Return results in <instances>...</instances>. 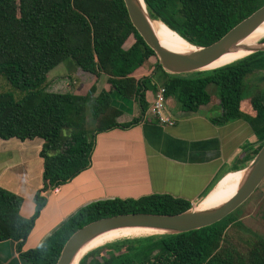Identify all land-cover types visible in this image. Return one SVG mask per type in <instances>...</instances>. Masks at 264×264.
Masks as SVG:
<instances>
[{"label":"trees","instance_id":"trees-1","mask_svg":"<svg viewBox=\"0 0 264 264\" xmlns=\"http://www.w3.org/2000/svg\"><path fill=\"white\" fill-rule=\"evenodd\" d=\"M143 2L152 20L190 45L202 47L264 6V0ZM129 39L133 42L125 48ZM153 57L154 52L130 23L122 0H0V76L23 94L16 99L13 92L0 91V139L43 140L41 192L69 182L89 166L95 134L137 124L138 118L117 124L116 98L136 100L143 113L148 107L145 92L156 91L157 86L164 88L165 98H173L183 113L217 102L221 115L212 120L214 124L246 120L254 141L241 149L243 168L252 160L264 143V52L189 77L169 74L156 62L151 77L136 79L134 74ZM68 59L95 80L106 77L96 96L94 84L85 95L46 91L48 73ZM63 130L70 134L63 135ZM21 202L0 187V241L16 243L22 264H56L67 239L98 219L130 213L172 215L191 207L186 200L163 194L92 202L39 246L22 252L45 199L36 195L35 213L29 219L19 213ZM234 212L186 233L111 242L84 255L79 264H264V238L243 245L229 235L231 226L240 224L239 213Z\"/></svg>","mask_w":264,"mask_h":264},{"label":"crops","instance_id":"crops-1","mask_svg":"<svg viewBox=\"0 0 264 264\" xmlns=\"http://www.w3.org/2000/svg\"><path fill=\"white\" fill-rule=\"evenodd\" d=\"M132 42L129 39L125 48ZM151 59L147 69L141 70L142 66L134 74L136 79L153 75L155 63ZM80 72L85 75L82 85L79 82V88L75 87L70 79L67 86L70 90L66 91L85 95L94 84L96 96L106 77L95 80L93 75ZM60 82L55 80L56 84ZM155 92H145L148 105ZM113 106L120 111L117 124L137 118L139 121L128 128L116 127L95 134L89 166L69 182L44 192H41L44 183L40 156L43 140L0 139V187L21 198L20 215L26 219L34 215L37 194L45 199L23 242L22 252L39 246L60 224L89 203L163 194L195 206L224 175L242 172L248 164L243 168L241 149L254 141L253 131L243 119L214 124L212 120L221 115L217 102L200 106L196 112L183 113L173 98H166L164 116L174 120L171 126L147 117V108L141 113L136 100L116 98ZM0 264H22L15 242L0 241Z\"/></svg>","mask_w":264,"mask_h":264},{"label":"water","instance_id":"water-1","mask_svg":"<svg viewBox=\"0 0 264 264\" xmlns=\"http://www.w3.org/2000/svg\"><path fill=\"white\" fill-rule=\"evenodd\" d=\"M122 1L130 23L144 43L154 52L158 65L169 74L184 75L214 70L250 54L264 52V42L254 45L243 43L264 21V6L239 22L216 42L203 47L191 45L190 50L176 52L163 46L157 39L151 26L155 20L148 15L143 0ZM238 52L246 53V56L220 67L205 69L222 57ZM242 172L243 176L235 193L226 201L210 208L199 209V203L178 214L130 213L105 217L88 223L67 239L56 264H72L84 246L107 232L141 229L158 233L154 235L180 234L219 222L247 201L264 180V143Z\"/></svg>","mask_w":264,"mask_h":264},{"label":"bare ground","instance_id":"bare-ground-1","mask_svg":"<svg viewBox=\"0 0 264 264\" xmlns=\"http://www.w3.org/2000/svg\"><path fill=\"white\" fill-rule=\"evenodd\" d=\"M151 26L156 34L159 42L169 48L170 50L176 52H183L190 50L192 47L179 35L171 31L166 25L159 21H153ZM264 38V21L243 41L244 44L254 45L259 43L261 39ZM246 56V53L238 52L226 55L216 61L215 63L207 66L205 69L216 68L222 65L229 64L235 60H238ZM240 171V170H239ZM243 172H230L224 175L213 190L200 202L199 209L210 208L216 206L227 199H229L236 191L237 187L241 182ZM158 234L149 230L141 229H123L115 230L102 234L90 243L84 246L79 252L72 264H79V260L90 251L97 249L107 243L114 241L126 239V238H140L150 235Z\"/></svg>","mask_w":264,"mask_h":264},{"label":"rangeland","instance_id":"rangeland-1","mask_svg":"<svg viewBox=\"0 0 264 264\" xmlns=\"http://www.w3.org/2000/svg\"><path fill=\"white\" fill-rule=\"evenodd\" d=\"M262 40V39H261ZM261 40H259L261 42ZM126 45V44H125ZM154 63L157 62V59L153 57L151 59ZM149 62H147L141 70L144 68L147 69ZM146 66V67H145ZM151 70V69H150ZM60 76V77H55ZM183 76L189 77L190 74H184ZM55 77V79H54ZM62 77H66L67 80L60 79ZM85 77L81 75L80 69L76 66V64L71 60L68 59L63 62L61 65L56 66L52 69L47 75V92L52 93H65L66 90H70L67 86L70 84V79L73 83V86L79 88L82 85V79ZM59 79L60 83L56 84L55 80ZM153 79L155 80L156 77L154 76ZM63 81V82H62ZM89 85V84H88ZM87 85V87H88ZM0 91L1 92H13L16 99H19L23 94L12 89L7 81L0 76ZM90 106H87V115L90 116ZM117 118V117H116ZM115 118V121H116ZM89 122V121H88ZM91 123H88V128H91ZM70 131L63 130V135L68 136ZM234 212V211H233ZM239 213V223H236L231 226L229 229V235L236 239L243 245H249L257 238H264V180L258 186V188L254 191V193L245 201L241 206H239L235 213ZM109 244V243H107ZM106 245V244H105ZM103 245V246H105ZM101 246V247H103ZM100 248V247H99ZM106 249L100 251V254H104Z\"/></svg>","mask_w":264,"mask_h":264},{"label":"built area","instance_id":"built-area-1","mask_svg":"<svg viewBox=\"0 0 264 264\" xmlns=\"http://www.w3.org/2000/svg\"><path fill=\"white\" fill-rule=\"evenodd\" d=\"M166 110V98L165 90L163 87L159 86L154 94L153 99L147 107L146 115L159 123L167 124L169 126L174 124V120L169 117L164 116V111Z\"/></svg>","mask_w":264,"mask_h":264}]
</instances>
